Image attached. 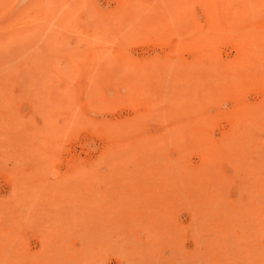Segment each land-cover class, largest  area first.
Instances as JSON below:
<instances>
[{"label":"rangeland","instance_id":"374dc122","mask_svg":"<svg viewBox=\"0 0 264 264\" xmlns=\"http://www.w3.org/2000/svg\"><path fill=\"white\" fill-rule=\"evenodd\" d=\"M141 263L264 264V0H0V264Z\"/></svg>","mask_w":264,"mask_h":264},{"label":"bare ground","instance_id":"6f19581e","mask_svg":"<svg viewBox=\"0 0 264 264\" xmlns=\"http://www.w3.org/2000/svg\"><path fill=\"white\" fill-rule=\"evenodd\" d=\"M183 139V138H182ZM176 140V139H175ZM175 143V142H174ZM198 182V181H197ZM138 195V194H137ZM140 200V199H139ZM144 222V221H143ZM211 232V231H210ZM132 244V243H131ZM142 264V263H141Z\"/></svg>","mask_w":264,"mask_h":264}]
</instances>
